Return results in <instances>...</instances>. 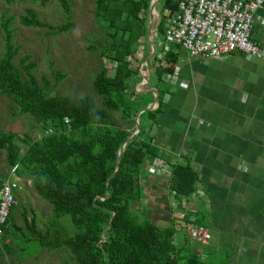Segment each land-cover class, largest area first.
I'll use <instances>...</instances> for the list:
<instances>
[{"label": "trees", "instance_id": "obj_1", "mask_svg": "<svg viewBox=\"0 0 264 264\" xmlns=\"http://www.w3.org/2000/svg\"><path fill=\"white\" fill-rule=\"evenodd\" d=\"M11 1L6 0L7 3ZM57 1L70 16L71 0ZM149 4L150 0L98 1L96 17L112 34L108 42L100 46L99 53L100 63L105 60L113 65L111 74L102 64L92 83L104 109L87 97L48 95L47 80L42 78L44 88L38 85L32 73L35 65L26 63L27 58L21 62L23 73L20 72L12 63L17 54L8 30L12 20L3 22L5 52L0 58V93L11 99L22 112L41 121L44 127L40 139L24 140V150L13 142L11 133H0V149L4 151L6 165L4 171L0 170V178H5L9 169L17 166L16 174L22 178V184L29 181L53 213L52 221L41 229L34 213L28 218L23 210L21 217L27 234L19 228L11 233L8 224L13 226L14 223L9 218L3 242L9 239L12 243L18 237L22 244L31 242L41 250H59L68 255L70 264L225 263V254L218 261L206 256L200 258L195 248L189 249L185 233L187 220L181 222L182 229L179 230L175 225L161 228L146 219L140 221L134 210L142 198L139 182L145 174V163L159 157L149 130L150 124H156L164 95V74L170 70L160 61L158 66H153L149 84L157 90L158 107L139 115V132L132 137L136 130V114L153 100L152 94L134 91L140 78L130 68L129 59L136 52L138 40L147 35ZM156 5L160 14L157 39L163 40L162 12L166 8L176 10L177 3L175 0H158ZM141 11L146 15L140 18ZM19 23L50 31L65 30L70 24L53 27L41 22L30 10L19 18ZM133 31L131 46L128 40ZM145 52L147 55L149 47ZM164 61L170 66L175 64L173 50L165 54ZM51 75L55 84L63 78V74L55 69L51 70ZM109 112L119 113L124 124L115 125ZM49 127L60 129L62 133L44 135ZM197 182V173L187 163L175 165L169 178V189L177 198L188 199L196 192ZM17 206L18 201L11 213ZM64 217H68L69 222L63 220ZM195 222L203 225L199 215ZM178 234L182 235L181 240L176 239ZM11 243L2 244L7 256H13L17 251ZM198 246L204 251V246Z\"/></svg>", "mask_w": 264, "mask_h": 264}, {"label": "crops", "instance_id": "obj_2", "mask_svg": "<svg viewBox=\"0 0 264 264\" xmlns=\"http://www.w3.org/2000/svg\"><path fill=\"white\" fill-rule=\"evenodd\" d=\"M262 19L264 7L253 22L251 42L257 45H264ZM174 54L160 112L149 130L157 159L167 168L149 173L144 166L143 195L135 205L142 213L137 214L178 230L199 215L211 233L204 257L220 261L225 254L224 264H264V60L239 52L221 59L189 57L182 49ZM184 163L198 182L190 198L179 199L169 178L172 168ZM12 223L8 226L18 231L15 218Z\"/></svg>", "mask_w": 264, "mask_h": 264}, {"label": "rangeland", "instance_id": "obj_3", "mask_svg": "<svg viewBox=\"0 0 264 264\" xmlns=\"http://www.w3.org/2000/svg\"><path fill=\"white\" fill-rule=\"evenodd\" d=\"M98 1L101 0H71L70 16H68L57 0H46L44 3H42V0H12L10 3H7L6 0H0V58L5 52L3 22L12 20L8 30L11 32V42L17 49V54L14 56L12 63L20 72L23 73L21 62L27 58L26 63L30 62L35 65L32 73L38 85L44 88L42 78L47 80L46 93L48 95H69L76 99L87 97L97 107L104 109L102 99L95 93L92 83L102 64L107 67L109 74H111L112 64L105 63V60L100 63L99 53L100 46L105 45L112 34L107 30L105 24L99 22L96 17ZM29 10L34 12L41 22L53 27H63L67 23L70 24L67 29L62 31L25 27L19 23V18L27 15ZM145 15L142 11L139 13L140 18ZM148 18L149 16L147 17V29ZM132 37H134V31L130 35V40H128L129 45L132 44ZM148 44L147 37V40L144 39L142 44L145 51ZM90 45L93 48H90ZM136 57L139 59L141 54L139 53ZM132 65L135 66L136 63L133 61ZM52 69L63 74V78L57 84H55V79L51 75ZM109 114L115 125L124 124L119 113L109 112ZM43 127L44 124L41 121L22 112L11 99L0 93V133H11L13 142L24 150L26 146L24 140L41 135ZM5 169V155L4 151L0 149V170L4 171ZM19 196V210L10 214V222L11 219L15 218L18 227L26 233L27 230L21 219V212L25 210L28 218L31 217V213H34L39 228L44 229L48 226L53 219L51 206L31 186H26L19 193ZM135 210L142 213V209L137 210L136 206ZM138 219L143 221V215L142 217L138 215ZM63 220L69 222L68 217H64ZM8 229L11 233L13 232L10 225ZM188 239L189 249H194L195 243ZM7 240L4 239L3 243H11ZM2 244L0 245V264H41V260L49 261V264H70L68 255L64 252L41 250L31 242L22 244L21 239L18 237L11 243L17 249L13 256H7L3 253ZM19 248L24 249V251L21 252Z\"/></svg>", "mask_w": 264, "mask_h": 264}, {"label": "built area", "instance_id": "obj_4", "mask_svg": "<svg viewBox=\"0 0 264 264\" xmlns=\"http://www.w3.org/2000/svg\"><path fill=\"white\" fill-rule=\"evenodd\" d=\"M175 1L176 10L166 8L162 12L165 22L164 39H157V27L160 22V14L157 11L154 20V25H157L153 32V44L150 41L148 44V55H145L142 45L144 39L147 40L148 35H146L138 40L139 45L136 52L132 58H129L130 68L136 71L140 78L134 87L136 93L148 94L146 90L152 88L149 80L153 73V66H158L159 61L163 67L170 69L164 74V78L169 77L173 68L164 61V56L173 50V47H177V51L184 50L189 57L221 59L239 52L246 59L264 60V45L251 42L255 15L264 7V0ZM262 23L264 24V19ZM177 51L173 50V53ZM139 53L141 57L138 59L136 56ZM133 61L136 63L135 66L132 65ZM152 95L154 98V94ZM157 107L158 100L154 103L153 110ZM55 132L62 133L60 129L49 127L44 131V135H51ZM40 138L41 135L36 137V139ZM145 167L149 173L157 170L163 171L167 168L163 161L157 158L146 162ZM16 170L17 166H13L5 178H0V245L3 243L4 230L9 221L11 209L17 205V193L23 190L22 178L16 174ZM185 231L191 241L201 246L207 245L211 239L210 230L204 225L197 224L191 217L185 223ZM196 252L200 258L204 257L201 249Z\"/></svg>", "mask_w": 264, "mask_h": 264}, {"label": "water", "instance_id": "obj_5", "mask_svg": "<svg viewBox=\"0 0 264 264\" xmlns=\"http://www.w3.org/2000/svg\"><path fill=\"white\" fill-rule=\"evenodd\" d=\"M158 3V0H151L150 2V6H149V12H148V29H147V35H148V39L149 41L151 42V44H153V32L155 30V26L157 25H154V20L157 16V11H156V4ZM147 93H152L154 94V98H153V101L152 103H150L146 108H144L143 110L139 111L137 114H136V117H135V124H136V131L135 133H133L132 137L135 136L138 132H139V129H138V117L141 113H143L144 111L146 110H153V105L154 103L157 102L158 100V93L155 89H147L146 90ZM131 137V138H132ZM124 145H122V150L124 148Z\"/></svg>", "mask_w": 264, "mask_h": 264}, {"label": "bare ground", "instance_id": "obj_6", "mask_svg": "<svg viewBox=\"0 0 264 264\" xmlns=\"http://www.w3.org/2000/svg\"><path fill=\"white\" fill-rule=\"evenodd\" d=\"M156 1V0H155Z\"/></svg>", "mask_w": 264, "mask_h": 264}]
</instances>
